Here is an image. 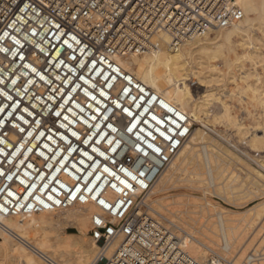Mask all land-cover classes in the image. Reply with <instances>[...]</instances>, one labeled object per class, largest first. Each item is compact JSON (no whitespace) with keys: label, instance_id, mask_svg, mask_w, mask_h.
Wrapping results in <instances>:
<instances>
[{"label":"built area","instance_id":"built-area-1","mask_svg":"<svg viewBox=\"0 0 264 264\" xmlns=\"http://www.w3.org/2000/svg\"><path fill=\"white\" fill-rule=\"evenodd\" d=\"M242 17L235 0H0V222L91 205L88 235L116 244L98 264H229L195 260L192 236L142 202L190 127L117 59Z\"/></svg>","mask_w":264,"mask_h":264},{"label":"bare ground","instance_id":"bare-ground-1","mask_svg":"<svg viewBox=\"0 0 264 264\" xmlns=\"http://www.w3.org/2000/svg\"><path fill=\"white\" fill-rule=\"evenodd\" d=\"M235 2L242 11L243 17L233 26L213 30L178 47L170 46L168 37L162 33H157L155 38L156 48L153 50L117 59L121 69L131 75L135 81L159 95L187 117L188 126L190 127L189 135L149 192L142 196L141 200L192 236L193 240L188 244L187 250L198 261H205L208 258L209 248L211 247L207 242L204 243L207 238L205 234L202 235L206 237L205 239L200 237L202 228L208 225L204 224V226L202 223V226H195L194 223L198 222L196 217H200L199 220L204 216L209 218L212 216L213 218L215 213L211 216L208 215L210 209H216L218 206L220 208L218 202L212 203L208 197H216L235 208L242 206L238 201L243 200L245 196L248 197H246L247 200L251 196L254 197L255 190L248 188L249 190L246 189L245 191L244 187L246 186L243 187L242 184H237L238 176H232L231 172L229 173V170H227L229 166L232 167L235 163L240 165V163H253L252 161H255L257 167L253 171H255L254 176H257L256 179L258 180L255 179L254 181V178H251L253 179V183H251L254 185L253 188L259 192L258 196L255 195V200L261 198L260 203H257L258 205L256 204L253 208L250 207L251 209L249 208L244 213L242 212L245 214L244 217L241 213L242 218L236 220L238 224L235 222L236 226L231 227L227 226L229 219L226 221L225 218V220L223 219L224 215L221 216L225 214L224 212H228L222 210V207L223 212L215 214L218 218V224L216 223L218 227H214V225L210 227L213 226V229L219 228L218 230L222 233V241L220 244L216 243V245L211 241V238H208L207 241L213 242L217 246L219 255H226L231 254L229 253L232 247L230 242L234 240H229V234L236 232L240 224L244 225L245 228L243 229L252 230L254 228L253 233L255 234H258L255 232L258 228L261 229L260 231L264 230V157L255 158L247 156V154H240L228 142L227 135L216 129V123L219 121L224 126H229L230 129L233 128L239 134L240 139L249 143L248 145L253 150L256 151L257 148L264 146V90L261 91L257 86L249 83V79L254 72L243 67L244 60H249L253 67L256 63H260L264 67V53L257 48V46H260L264 49V29L261 27L264 24V0H235ZM239 48L245 53V56L239 55ZM217 63L223 64L226 72H223ZM233 68L237 70V74H232ZM237 81L244 82L246 89L253 93L252 99H255L260 105L259 107L262 108V116L260 115L261 117L258 118L260 120L255 125L256 127H246L245 124L239 122L234 117L228 102L224 100L232 96V94L223 96L227 84H235ZM193 85H196L197 87H194L201 92L196 93L193 90L195 89ZM213 104L220 107V112L216 115L210 111V106ZM257 132L261 135H257ZM242 165L240 166L242 167ZM243 166L245 167V165ZM251 169L253 168L251 167ZM181 176L183 178H180ZM179 183H187L189 188L201 184L202 187L197 188L202 192V196L198 197L184 192L170 193L178 189L176 184ZM208 186H214V191L210 192ZM239 186L243 188L239 189L241 188ZM236 187L239 190H236ZM197 188L195 189L197 190ZM253 188L251 187V189ZM149 197L151 200H149ZM167 198L176 200L173 203L167 202L165 204L164 200ZM197 200L201 203H196ZM153 204L156 207H153ZM160 210L164 214L160 213ZM94 212L95 208L91 205L85 207L73 206L63 211L2 219L0 222V264H9L10 262L13 264V261L19 264H46L42 258H39L27 247V243L30 244L31 242L26 240L29 229H36L35 232L37 230L43 232L39 241L35 242V246L34 244L30 245L58 264H98V256L103 255L105 258H109L115 251L116 244L110 246L95 244L88 235L90 217ZM249 212L251 213L249 214ZM234 213L236 214V212ZM67 228H77L79 233H66ZM213 229L210 232H214ZM207 230H204L206 235ZM40 232L36 234L38 235ZM240 232L242 233V231ZM259 237L260 233L256 238ZM252 239L254 243L253 241L251 244L247 242L249 245L254 244L253 247L251 246L254 253L252 252L251 256L245 257L248 262L254 261V257L260 255L258 254L260 250L255 249V246H257L255 245V237H252L250 242ZM259 239L264 243V234ZM249 245L243 246L246 248ZM262 249H264V244L261 251ZM245 259L243 257V260Z\"/></svg>","mask_w":264,"mask_h":264},{"label":"rangeland","instance_id":"rangeland-1","mask_svg":"<svg viewBox=\"0 0 264 264\" xmlns=\"http://www.w3.org/2000/svg\"><path fill=\"white\" fill-rule=\"evenodd\" d=\"M264 25V24H263ZM261 26L263 29H264V26ZM257 48H259L263 53H264V49L262 48V47H260V46H257ZM238 53H239V55H241V56H245V53L243 52V51H241V49L239 48L238 49ZM232 59H233V57H232ZM218 65H220V69L223 71V72H226V68L223 66V64H220V63H217ZM243 67L245 68V69H248V70H250L251 72H254L253 73V75L250 77V79H249V83L250 84H252V85H255V86H257L261 91H263L264 90V67H263V65L262 64H260V63H256V65L253 67V66H251V63H250V61L249 60H244V62H243ZM232 74H237L238 72H237V70L235 69V68H233L232 69ZM197 87L196 85H193V87ZM192 87V86H191ZM193 87H192V89H193ZM194 87V88H195ZM193 90H195L196 91V93H200L201 91L199 90V89H193ZM243 90H245V92H243L242 93V91ZM232 94V96L230 97V98H225L224 100H226L227 102H228V104L230 105V107H231V109H232V112H233V115H234V117H236V119L239 121V122H241V123H243V124H245V126L246 127H256L255 125H257V122H258V120H260V119H258V118H260L261 116H262V108H260L259 106L260 105H258V103L256 102V100L255 99H252V97H253V93H252V91H250V90H247L246 89V87H245V84H244V82H242V81H237L235 84H231V83H229V84H227V87H226V89L224 90V92H223V96H229V95H231ZM221 95V94H220ZM252 100H254V101H252ZM257 103V104H256ZM210 111H211V113H213V114H218L219 112H220V107H219V105H217V104H213V105H211L210 106ZM261 115V116H260ZM256 121V123H254ZM223 123H220L219 121L216 123V129L217 130H219V131H222V132H224V134L225 135H227V139H228V142L233 146V148H235L236 149V151H238L240 154H243V155H246L247 154V156H253V157H255V158H259V157H264V146H262L261 148H257L258 150H253L252 149V147L251 146H249L248 144L249 143H247L246 141H243V140H241L240 139V136H239V134L235 131V130H233V128L232 129H230L231 127H229V126H224V124L222 125ZM254 125V126H253ZM257 135H261V133H259V132H257ZM240 140V141H239ZM243 141V142H242ZM251 147V148H250ZM252 149V150H251ZM259 149H263L262 151L261 150H259ZM254 151V152H253ZM261 152V153H260ZM253 163H249V162H245V164L244 163H240V165L241 164H243V165H245V167L242 165V167L239 165V163H235L234 165H232V167L231 166H229L228 167V169L227 170H229V173L231 172V174H232V176H238V178H237V184L238 185H241L242 184V186L244 187V186H246V187H244L245 188V191H246V189H250V190H255V194H254V197H250L248 200H247V196H245V198L243 199V200H241V201H238V202H240L239 204H242V206L240 207V208H238V207H232V206H230V205H228V203L226 204V202L225 201H221L220 199H218V198H216V197H212V196H209L208 198L212 201V203L213 202H218L219 203V205H220V208H219V206H218V208H216V209H210V211L208 212V215L209 216H211V215H213L214 213L216 214L217 212H220V213H218V214H221L223 211L222 210H224V211H228V212H224L225 214H222L221 216H223V219L225 218L226 219V221H227V219H229V221H227V226H236V224H235V222H237L236 220H240L242 217H244V215L245 214H243L245 211H247V210H249V208L250 207H254V206H256V204L257 203H260L259 201H260V199L261 198H258V199H256L255 200V195L256 196H258V190L256 191V189L255 188H253L254 187V185L252 184L253 182V179H251V178H254V181H255V179L257 178V176L255 177L254 175V173H255V171H253L256 167H257V165L255 164V161H252ZM251 164V165H250ZM253 168V169H251V167ZM244 167V168H243ZM248 167V168H247ZM246 168V169H245ZM248 169V170H247ZM257 170V169H256ZM251 171H253L252 173H251ZM257 172V171H256ZM252 175V176H251ZM248 177V178H247ZM180 178H183V176H181ZM250 179H251V181H250ZM249 180V181H248ZM256 180H258V179H256ZM242 182V183H241ZM252 182V183H251ZM236 183H234V185H235ZM236 184V186H238ZM249 184V185H248ZM176 186L178 187V189H176V190H174L173 192H170V193H172V194H176V193H181V192H184V193H190V194H192V195H194V196H202V192L200 191V190H198V188L197 187H202V185L200 184H196V185H194V187L192 186V187H188V184L187 183H179V184H176ZM248 186V187H247ZM210 187H212L213 188V190H212V188H210ZM239 187H241V186H239ZM243 187H241V188H239V189H242ZM251 187L253 188V189H251ZM195 188H197V190L199 191H197ZM214 189H215V187L214 186H208V190L210 191V192H213L214 191ZM238 189V187H236V190H239ZM248 189V190H249ZM244 190V189H243ZM241 191V190H240ZM257 193V194H256ZM261 194V193H260ZM259 194V195H260ZM247 197V198H246ZM152 198V197H151ZM213 198V199H212ZM252 199V200H251ZM149 200H151L150 199V197H149ZM176 199H174V198H167L166 200H164V202H165V204L168 202V203H173L174 201H175ZM254 200V201H253ZM246 201V202H245ZM191 202H193L192 200H191ZM224 202V203H223ZM237 202V203H238ZM196 203H201V201H199V200H197L196 201ZM258 205V204H257ZM153 207H156L154 204H153ZM222 207H223V209H222ZM210 208V207H209ZM215 208V207H214ZM219 209V210H218ZM222 209V210H221ZM251 209V208H250ZM209 210V209H208ZM217 210V211H216ZM221 210V211H220ZM214 211V212H213ZM216 211V212H215ZM230 211H232V212H230ZM234 212H236V214L234 213ZM243 212V213H242ZM160 213H162V214H164V212L162 211V210H160ZM227 213V214H226ZM239 213V215H237ZM241 213L243 214V216L241 215ZM251 212H249V214H250ZM214 214V215H215ZM231 214H235V215H231ZM207 215V214H206ZM213 215V218H212V216L209 218V217H207V216H204L203 218L206 220H204L203 218H201L200 220H199V218L200 217H196V220H198V225H196L195 223H194V225L195 226H197V227H199V226H202V223H203V225L205 224V225H208L207 227H205V228H202V230H201V232H202V234H200V237H203L202 235H204L205 234V236H207V238L206 237H203L202 239H205V241H204V243L205 242H207V244H209V246L212 248L213 246V249L214 250H216V251H218V248H216L217 246H215L216 245V243H221V241H222V239H221V237H222V233L218 230L219 228H215V229H213V226H212V228H210L211 227V225H214V227L216 226V227H218V218H217V215H215L214 216ZM242 216V217H241ZM247 216H248V214H247ZM216 217V218H215ZM246 217V216H245ZM207 218H208V223H207ZM224 219V220H225ZM202 221V222H201ZM205 221V222H204ZM225 221V222H226ZM201 222V223H200ZM211 223V224H210ZM213 223V224H212ZM217 223V224H216ZM210 224V225H209ZM216 224V225H215ZM237 224H238V222H237ZM204 225V226H205ZM263 226V225H262ZM209 228H210V231H211V229H213L214 230V232H210L209 231ZM243 228H245L244 227V225L243 224H240V227H239V231L237 230L236 232H234L233 234H229V240L230 241H232L233 239L235 240V242H234V240L232 241V242H234V243H232V242H230L231 244H232V247H231V249H230V251H229V253H231V254H226V255H223V254H221L222 256H224V258H226V260L228 261V263L229 264H234L235 262H236V264H240V263H242V264H245V263H247V264H263L264 262H261V261H264V255H263V253H264V249H262V251H261V247L263 246V242H261V239H259V238H261V235L262 234H264V230H262V231H260L261 229L260 228H258L257 229V231H255V232H257L258 234H255V233H253V229L251 230H249V229H247L248 231H249V233L247 234V230L246 229H243ZM206 231V229H208L207 230V235H206V233H204V230ZM217 229V230H216ZM34 230V231H33ZM33 230H31V229H29V231H27V233L30 235H28L27 234V236H28V239H27V236H26V240L29 242V241H31L30 242V244H34V246H35V244L37 243V240L39 241V239H40V236H42V231L40 232V230H37V232H35V230L36 229H33ZM212 230V231H213ZM246 230V231H245ZM32 231V232H31ZM217 231H219V232H217ZM240 231H242V233L240 232ZM244 231V232H243ZM251 231V232H250ZM38 232H40V234H36V233H38ZM65 232L66 233H79L78 232V229L77 228H75V229H72V228H67L66 230H65ZM208 232H209V234H208ZM215 232H217L216 234H213V233H215ZM237 232H239L238 234H239V236H238V234H237ZM228 233H229V231H228ZM259 233H260V237L257 239L256 238V236L258 237V235H259ZM219 234V235H218ZM221 234V235H220ZM249 234H250V236H249ZM37 235V236H36ZM217 235V236H216ZM233 235V236H232ZM248 235V236H247ZM253 235V236H252ZM256 235V236H255ZM34 236H36L35 238H34ZM213 237V238H212ZM214 237H215V240H214ZM218 239H217V238ZM254 238L255 237V245H257V246H255V249L256 250H260L259 251V253L258 254H260V255H258V256H256V257H254V261H251V262H248V259H245V257H247V256H251L252 254V252L254 253V250H253V246L252 245H254V244H252V245H249L248 243H252V241H253V239L251 240V242H250V239L251 238ZM208 238H211L212 240L211 241H213L214 243H215V245H214V243L212 242H209V241H207V239ZM247 238V239H246ZM34 239V240H33ZM216 239H217V241H216ZM210 240V239H209ZM219 240V241H218ZM249 240V241H248ZM261 242H259V241ZM257 241V242H256ZM16 242V241H15ZM36 242V243H35ZM248 242V243H247ZM17 243V242H16ZM253 243H254V241H253ZM257 243V244H256ZM258 243H260V244H258ZM17 244H19V243H17ZM213 245V246H211V245ZM247 246V245H249L248 247H246V248H248V249H246L244 246ZM258 245H262V246H258ZM252 246V247H251ZM36 248H37V246H36ZM242 248H244V249H242ZM252 248V249H251ZM248 250H249V253H248ZM28 251V250H27ZM247 251V252H246ZM29 252V251H28ZM238 252V253H237ZM242 252H244V253H242ZM245 253H247V254H245ZM242 254V255H241ZM30 255V254H29ZM228 255V256H227ZM238 255V256H237ZM239 255H240V257H239ZM242 256V257H241ZM237 257H239L238 259H237ZM243 257H244V259L245 260H243ZM232 258V259H231ZM242 258V259H241ZM258 260H257V259ZM261 258V260H259ZM234 259V260H233ZM231 260H232V263H231ZM237 260V261H236ZM240 260V261H239ZM242 260V261H241ZM234 261V262H233ZM246 261V262H245ZM256 261V262H255ZM240 262V263H239ZM258 262V263H257ZM2 263V262H1ZM13 264L15 263V264H19L18 262H15V261H13L12 262ZM21 263V262H20ZM2 264H4V263H2ZM8 264V263H7ZM9 264H11V262L9 263ZM21 264H23V263H21Z\"/></svg>","mask_w":264,"mask_h":264}]
</instances>
